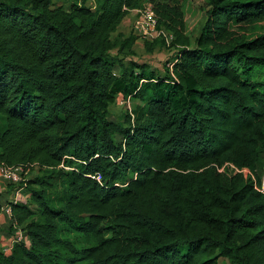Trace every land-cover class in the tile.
I'll return each mask as SVG.
<instances>
[{"label": "trees", "instance_id": "16d2710c", "mask_svg": "<svg viewBox=\"0 0 264 264\" xmlns=\"http://www.w3.org/2000/svg\"><path fill=\"white\" fill-rule=\"evenodd\" d=\"M87 1L0 0V164L41 170L10 194L4 229L28 241L0 264H264V193L226 165L261 184L264 33L235 25L264 0H209L193 41L186 0ZM145 2L173 37L143 41L178 50L164 78L111 54L133 53V31L112 35Z\"/></svg>", "mask_w": 264, "mask_h": 264}, {"label": "rangeland", "instance_id": "374dc122", "mask_svg": "<svg viewBox=\"0 0 264 264\" xmlns=\"http://www.w3.org/2000/svg\"><path fill=\"white\" fill-rule=\"evenodd\" d=\"M60 2H64L69 4L73 0H59ZM100 0H88L87 4L95 6ZM209 0H186V5L184 8V20L186 26V34L193 41L194 38L199 34L201 27L205 23L209 10ZM135 16V14H133ZM126 22V23H125ZM122 23L119 28L113 32V38L118 39L119 34L128 35L132 32V22L133 19H129ZM235 29L239 36L244 39H252L259 34L264 33V19L256 20L251 23L244 24L242 26L235 25ZM144 38L138 37L136 43L133 48V53L127 52V50L118 51L117 48L111 50V54L113 56H117L118 59L124 61V65L131 64V60L143 66H148L147 70L152 71V76L154 78L160 77L164 78L168 74V67L178 51L175 47H167L161 40L154 43L153 46H147L143 41ZM116 70H119V63H115ZM146 70V72H147ZM136 74L141 72V69H135ZM149 77V76H147ZM154 82V81H152ZM146 82L143 83H152ZM126 100L121 94L117 95V100L109 106L108 109V117L114 121H123L125 115V104ZM2 123L0 117V125ZM120 135H117V138L120 139ZM41 170L38 165L29 166L27 172L24 174L28 179L33 178L36 174H40ZM258 175L260 178V183L264 186V150L261 154V161L258 166ZM8 185H11L7 182ZM12 190V189H11ZM11 194V193H10ZM0 233L4 234V230ZM1 244L6 243V241H0ZM221 264H230L227 259H221Z\"/></svg>", "mask_w": 264, "mask_h": 264}, {"label": "built area", "instance_id": "2783aa9c", "mask_svg": "<svg viewBox=\"0 0 264 264\" xmlns=\"http://www.w3.org/2000/svg\"><path fill=\"white\" fill-rule=\"evenodd\" d=\"M132 11L135 14L132 22V31L138 37L144 38V40L163 37L167 44L170 43L173 36L169 31L158 26V17L151 2H145L141 7L135 8ZM226 165L229 166L231 172H242L245 176H250L253 179L255 187L264 193V186L258 183L255 175L248 167L240 168L233 163H226ZM224 167L225 166L223 165L218 169L222 171L224 170ZM26 172L27 169H25L23 164H0V177L14 185L11 192L12 201L25 199L22 192V183ZM3 210L9 216V219H11V204L9 202L3 206ZM13 229V232L9 234L10 237L8 241L6 240V243L3 244L0 243L2 250L5 252L10 251L13 243L16 241H28L25 231L19 225L15 223ZM0 241L2 240L0 239Z\"/></svg>", "mask_w": 264, "mask_h": 264}, {"label": "crops", "instance_id": "0c3cea01", "mask_svg": "<svg viewBox=\"0 0 264 264\" xmlns=\"http://www.w3.org/2000/svg\"><path fill=\"white\" fill-rule=\"evenodd\" d=\"M133 14H134V12L133 11H130L127 14V16L123 19V21L121 22V24L124 23L125 21L129 20V19L130 20L131 19H134ZM13 188H14V185L13 184L8 185L7 181L5 179H3V178L0 177V207H1V210H0V226H2V229L4 230V234H1L0 233V239L2 241H6V240L8 241V239L10 237L9 234L6 233V230H5L7 228V226H8V223H9V216L3 210V206L7 203L8 199L10 197V193L12 192Z\"/></svg>", "mask_w": 264, "mask_h": 264}]
</instances>
